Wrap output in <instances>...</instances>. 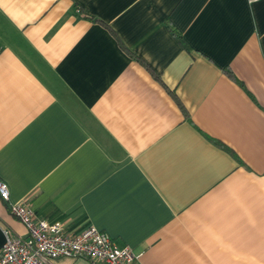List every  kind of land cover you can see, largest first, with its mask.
I'll return each instance as SVG.
<instances>
[{"label": "crops", "instance_id": "obj_1", "mask_svg": "<svg viewBox=\"0 0 264 264\" xmlns=\"http://www.w3.org/2000/svg\"><path fill=\"white\" fill-rule=\"evenodd\" d=\"M0 179V255L23 202L142 264H264V0H0Z\"/></svg>", "mask_w": 264, "mask_h": 264}, {"label": "built area", "instance_id": "obj_2", "mask_svg": "<svg viewBox=\"0 0 264 264\" xmlns=\"http://www.w3.org/2000/svg\"><path fill=\"white\" fill-rule=\"evenodd\" d=\"M250 3L257 0H248ZM0 197L10 201L8 183L0 179ZM11 213L27 228V238L6 231L0 264H55L61 257L86 258L92 264H142L143 252L118 246L105 231L89 226L71 232L61 222L38 219L23 202H9Z\"/></svg>", "mask_w": 264, "mask_h": 264}, {"label": "trees", "instance_id": "obj_3", "mask_svg": "<svg viewBox=\"0 0 264 264\" xmlns=\"http://www.w3.org/2000/svg\"><path fill=\"white\" fill-rule=\"evenodd\" d=\"M172 29H173V32L175 33V35H177V37L179 38V40L183 43V45H184L186 48H188L187 45H186V43L183 41V38H182L181 34L178 33L177 30H176L175 28H172ZM229 73L233 76V74H232L231 71H229Z\"/></svg>", "mask_w": 264, "mask_h": 264}]
</instances>
